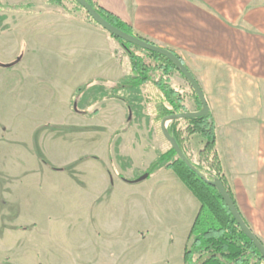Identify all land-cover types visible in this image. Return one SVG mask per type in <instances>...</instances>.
<instances>
[{
  "label": "rangeland",
  "instance_id": "obj_1",
  "mask_svg": "<svg viewBox=\"0 0 264 264\" xmlns=\"http://www.w3.org/2000/svg\"><path fill=\"white\" fill-rule=\"evenodd\" d=\"M0 1V34L10 28L5 25L7 17L13 24L23 16L21 12L24 16L29 15L27 11L35 12L31 1L45 9L56 8L64 16H70L71 11L90 23L86 11L73 0H61V5L30 0V4L25 3L31 8L28 10L11 9L18 4ZM182 2L177 9L181 21L176 32L170 29L161 35L162 41H168V49L183 56L223 126L237 130L233 146L239 151L242 167L247 168L242 170L247 177L235 175L239 180L234 188L222 175L241 214L264 245V0ZM18 39V33L15 37L0 36V63L21 56L12 66L0 65V261H174L180 255L177 249L186 244L185 250L192 241L190 228H184L186 219L159 217L143 201L145 169L170 148L161 130L162 120L154 118L160 92L151 84L140 87L144 101H133L134 111L127 120L128 108L123 101L101 97L110 93V85L91 80L76 96L73 110L78 78L86 67L91 70V62L85 67L82 61L89 56L80 50V63L73 66L50 51L35 53L39 56L32 58ZM117 47L119 51L113 54L126 70L125 52ZM18 49V56L10 60ZM36 59L44 66H69L58 72H27L22 68L27 60L31 64ZM168 77L182 96L183 111H198L194 89L186 78L176 70ZM116 94L127 99L138 95L133 91L128 96L126 90ZM229 99L236 105L237 121L226 117ZM170 122H166V129ZM176 128L183 154L207 179L217 180L213 153L205 150L206 140L199 133L188 132L183 119ZM214 150L219 158L216 139ZM136 178L139 181H128ZM150 225L154 228H148ZM156 239L161 248L149 249L148 244ZM161 262L157 264H164Z\"/></svg>",
  "mask_w": 264,
  "mask_h": 264
},
{
  "label": "crops",
  "instance_id": "obj_2",
  "mask_svg": "<svg viewBox=\"0 0 264 264\" xmlns=\"http://www.w3.org/2000/svg\"><path fill=\"white\" fill-rule=\"evenodd\" d=\"M6 1L17 4H30V0ZM45 1L48 4L50 3L49 0ZM93 1L132 25L135 31L147 41L151 39L153 40V44L166 49L170 48V46L168 45V41H162L161 35L165 36L170 29L171 32H176L177 25L180 24L181 21L177 14V9L182 6V0ZM31 4L34 5L35 12L28 13L27 11V14H29L27 16H24V12H21L23 16L18 17L16 22H13V24L9 20L11 18L7 17L5 19V25H9L10 28L5 32H2L0 36L4 35L7 37L13 35V37H15L18 33V40H20V43L22 42V45H24L23 51H25L28 55L30 54L32 58L38 57L39 55L36 56L38 52H48L49 54L52 53L54 56L57 55L62 57L66 60L65 62H69V65L72 64V66L80 63L79 51L81 50L83 52L82 55L89 56H85V58L88 57V60H82L86 64L85 67L87 66V63L89 64V62H91L92 65L90 66V71L87 70V67L85 68L86 71L82 77L78 78L80 81L76 87L81 86L88 80H93L94 82L99 81L104 85L111 86L118 82L126 74L130 73V63L127 55L125 54L127 68L126 70H123L118 62V59L114 55L117 51H119L117 45L120 44L106 31L100 29L92 23H88L84 18L64 16L56 8L45 9L42 6H38L35 1H31ZM174 24L175 27L172 28L171 26ZM142 25H144L143 28L140 27ZM178 32L182 33V29H178ZM146 35H148L149 38ZM110 37L111 39H114L115 42H112ZM185 40L188 41V39ZM190 42L191 44L193 43L192 40H190ZM112 45H115V47L113 48ZM18 52H20L19 49L10 60L16 58L18 56ZM172 52L182 59L184 65L192 73L183 56L175 51ZM31 62L32 63L29 64V61L27 60L23 66L21 65L22 68L27 72H42L43 70L58 72L66 70L62 67L69 66H44L37 64V59L34 61L31 60ZM80 69L82 70V67ZM230 100L231 99H229L226 110V117H228V120L230 121H237L238 111L235 108L236 105L232 104ZM209 109L211 110L213 118L216 122V150L220 158L222 172L226 178L229 179L232 187L235 188L237 184L236 181L239 180L240 176H243L244 178L247 177L246 173L242 172L243 169L247 170V168L242 167V164L239 162V151L235 149L236 145L233 146L234 143H236L235 140L238 138V132H236L237 130H234L233 127L228 128L223 126L221 118L213 113L211 106H209ZM143 191L144 206L148 205L151 210L155 212V214L159 217L166 218L169 221L170 219H186L184 222V228L191 227L199 209V204L196 198L182 184L175 174L171 171H166L165 169L158 170L149 179L144 181ZM148 228L154 227L150 225ZM148 232L151 235L152 229H149ZM150 235L148 238H150ZM154 241L155 242L148 244V248L151 250L161 248L159 241L157 239ZM147 243L148 241L145 245H147ZM167 247H170L169 243L166 248ZM185 247L186 244L179 249L176 248L180 255H178V257L176 256L175 260L171 263L161 262L162 260L157 261L156 259L152 261L145 259V261L143 260L141 264H157V262L164 264H184L183 250ZM0 264L4 263L0 261Z\"/></svg>",
  "mask_w": 264,
  "mask_h": 264
},
{
  "label": "trees",
  "instance_id": "obj_3",
  "mask_svg": "<svg viewBox=\"0 0 264 264\" xmlns=\"http://www.w3.org/2000/svg\"><path fill=\"white\" fill-rule=\"evenodd\" d=\"M73 1L82 8L78 2L75 0ZM49 2L51 4L54 3L56 5H61V0H49ZM87 2L94 8L99 16L111 26L129 34L134 38L147 41L135 31L132 25L117 15L101 7L93 0H87ZM28 7L29 5L27 4L10 6L11 9L19 10H28ZM1 8L3 7L0 1V9ZM68 13L71 17H76L75 15H72L71 11ZM86 19L90 23L102 28L88 14ZM107 33L116 39L123 48L129 59L131 72L124 76L120 81L111 85L109 88L110 93H105L101 97L116 98L123 101L128 108V115L126 119L130 120L131 113L134 111L132 106L133 101H144V97L140 94L139 88L145 84H151L160 92L159 97L154 103V118L156 121H160L168 115H176L184 112L182 96L180 92L170 84L168 77L172 70H176L180 73L176 66L168 58L159 53L141 48L124 41L123 39L117 38L109 32ZM177 57L182 61L179 56ZM20 60L21 56L17 57L10 63H0V65L9 67L16 64ZM90 82L91 81L85 82L75 90L72 97L73 110H76V96L83 92ZM119 90L128 91V96L129 92L133 91L134 93L137 92L138 95L135 98L130 95V99H127L124 96L116 94ZM195 97L201 107V102L196 93ZM183 120L187 124L188 132L199 133L206 140L205 150L207 152L212 151L214 156V167L218 173L216 178L222 183L234 206L238 210L246 225L249 227L247 221L238 208L233 192L228 187L224 176L222 175L219 158L214 150L216 126L211 110L209 109L208 113L205 115L188 117ZM177 122L178 120H172L167 127V131L175 140L180 150H182L179 140V130L176 128ZM160 169H171L199 202L198 212L189 231V237L192 241L183 253V261L185 264H264L262 254L236 223L218 189L190 170L176 156L175 151L171 147L166 152L159 153L149 164L143 173V179L150 178ZM138 179L140 178L128 181L133 183L139 181Z\"/></svg>",
  "mask_w": 264,
  "mask_h": 264
},
{
  "label": "water",
  "instance_id": "obj_4",
  "mask_svg": "<svg viewBox=\"0 0 264 264\" xmlns=\"http://www.w3.org/2000/svg\"><path fill=\"white\" fill-rule=\"evenodd\" d=\"M78 2L82 8L86 11V13L98 24L100 25L104 30L112 34L113 36L123 39L124 41H127L129 43H132L136 46H139L141 48L147 49L152 52L159 53L166 58H168L180 71V73L186 78V80L189 82L191 87L194 89L195 93L197 94L200 102H201V109L198 111H187L182 112L176 115H168L164 117L161 121V130L165 138L168 140L170 147L175 151L176 156L193 172H195L199 177H201L203 180H205L210 185L215 186L222 199L224 200L226 206L228 207V210L230 211L231 215L233 216L236 223L239 225L241 230L245 233V235L252 241V243L256 246V248L259 250V252L262 254L264 258V245L262 242L257 238V236L253 233V231L246 225L244 220L242 219L241 215L239 214L238 210L234 206L230 196L228 195L226 189L222 185L221 182L218 180H212L207 179L193 164L192 162L183 154V152L180 150L178 145L176 144L175 140L171 137V135L168 133L166 129V122L172 121V120H180L185 119L188 117H196V116H202L208 113L209 111V105L207 103V99L205 97V94L199 85L196 78L193 76V74L190 72V70L184 65V63L169 49L160 47L158 45H155L151 42L137 39L129 34L122 32L121 30L111 26L108 24L104 19H102L99 14L94 10V8L87 2V0H75Z\"/></svg>",
  "mask_w": 264,
  "mask_h": 264
}]
</instances>
